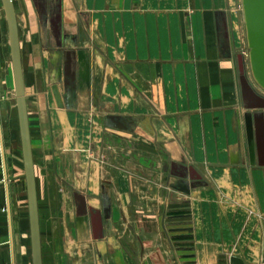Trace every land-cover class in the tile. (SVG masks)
<instances>
[{"label":"crops","instance_id":"obj_1","mask_svg":"<svg viewBox=\"0 0 264 264\" xmlns=\"http://www.w3.org/2000/svg\"><path fill=\"white\" fill-rule=\"evenodd\" d=\"M13 2L43 264L264 261V92L245 76L242 1ZM0 264H33L1 0Z\"/></svg>","mask_w":264,"mask_h":264},{"label":"water","instance_id":"obj_2","mask_svg":"<svg viewBox=\"0 0 264 264\" xmlns=\"http://www.w3.org/2000/svg\"><path fill=\"white\" fill-rule=\"evenodd\" d=\"M1 1L9 27L15 91L28 189L33 264H43L39 207L31 135L27 113L18 21L13 0ZM241 1L249 49V64L251 67L252 76L258 88L264 92V0ZM53 94L57 102V106L59 108H63L64 105L58 86H53ZM229 264L246 263L240 258L232 257L229 261Z\"/></svg>","mask_w":264,"mask_h":264},{"label":"rangeland","instance_id":"obj_3","mask_svg":"<svg viewBox=\"0 0 264 264\" xmlns=\"http://www.w3.org/2000/svg\"><path fill=\"white\" fill-rule=\"evenodd\" d=\"M243 47H244V50L241 52V56H242L244 65H246L245 66V74H246L245 76H247L248 78L252 79V81H254L252 72H251V67L249 64V49H248L245 29H244V46Z\"/></svg>","mask_w":264,"mask_h":264},{"label":"built area","instance_id":"obj_4","mask_svg":"<svg viewBox=\"0 0 264 264\" xmlns=\"http://www.w3.org/2000/svg\"><path fill=\"white\" fill-rule=\"evenodd\" d=\"M259 264H264V261H261Z\"/></svg>","mask_w":264,"mask_h":264}]
</instances>
